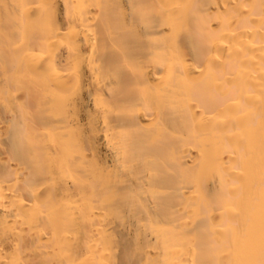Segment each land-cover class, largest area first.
Segmentation results:
<instances>
[{"label": "bare ground", "instance_id": "obj_1", "mask_svg": "<svg viewBox=\"0 0 264 264\" xmlns=\"http://www.w3.org/2000/svg\"><path fill=\"white\" fill-rule=\"evenodd\" d=\"M0 264H264V0H0Z\"/></svg>", "mask_w": 264, "mask_h": 264}]
</instances>
